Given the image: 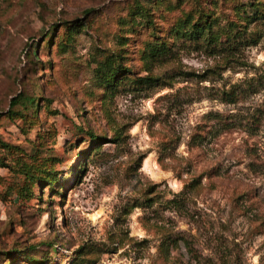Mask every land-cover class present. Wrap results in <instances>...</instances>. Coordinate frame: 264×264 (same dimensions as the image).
I'll list each match as a JSON object with an SVG mask.
<instances>
[{
  "label": "rangeland",
  "instance_id": "rangeland-1",
  "mask_svg": "<svg viewBox=\"0 0 264 264\" xmlns=\"http://www.w3.org/2000/svg\"><path fill=\"white\" fill-rule=\"evenodd\" d=\"M251 2L0 0V264H264Z\"/></svg>",
  "mask_w": 264,
  "mask_h": 264
},
{
  "label": "trees",
  "instance_id": "trees-1",
  "mask_svg": "<svg viewBox=\"0 0 264 264\" xmlns=\"http://www.w3.org/2000/svg\"><path fill=\"white\" fill-rule=\"evenodd\" d=\"M262 6L264 8V4L261 3L259 0H255V2L249 3V8L251 9V13H249L246 17L249 20V24L260 22L262 25H264V9L261 10ZM208 18H206V19H208ZM188 26H189L188 22H185L183 24H179L178 26H176L177 34L178 35L181 34L185 38H189V39L195 38V40H198L199 36L203 35L205 33V31L211 30L212 22H209L206 20L201 27H198L197 24H193L191 26V29L193 30V32H191L190 30L187 29ZM194 34L196 37H193ZM212 37H215V40H213V41L210 40L211 42H220V40H221V35L220 36H218L216 34L210 35L209 39ZM252 39H254V38H252ZM226 40L230 41V36H228ZM255 43H256V41L254 40V44ZM152 51L154 52V55L158 54L160 52V51L158 52L156 46L152 47ZM97 74H98L100 80L102 81V83L109 89V88L114 87L116 85L118 77L120 76V71H119V68L113 69L112 67H109L107 71L98 70ZM155 81H157V80H154L151 78L140 79L139 81H135V86L136 87H148V86L154 85ZM120 84H122V83H120ZM21 98H19L17 100L13 99L11 101V107H15L16 105H18L19 100H24L22 102H24L25 106L27 104H30V107H34V101L33 100H31L29 98H23V99H21ZM89 136L91 137V139L94 143L101 140L100 138L96 137L93 134H89ZM78 173H79V170H77V172H76L77 176H78ZM30 178H33V177L30 176ZM54 181H56V180L54 178H51L48 180L43 179L42 182H44L43 185H49V184H52ZM29 262L38 264V262L35 260H30Z\"/></svg>",
  "mask_w": 264,
  "mask_h": 264
}]
</instances>
